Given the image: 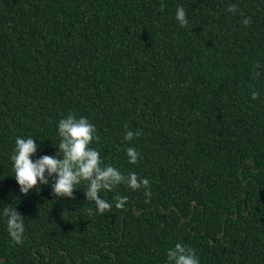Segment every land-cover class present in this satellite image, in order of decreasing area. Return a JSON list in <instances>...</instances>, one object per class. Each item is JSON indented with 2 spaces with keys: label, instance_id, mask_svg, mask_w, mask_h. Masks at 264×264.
I'll use <instances>...</instances> for the list:
<instances>
[{
  "label": "trees",
  "instance_id": "obj_1",
  "mask_svg": "<svg viewBox=\"0 0 264 264\" xmlns=\"http://www.w3.org/2000/svg\"><path fill=\"white\" fill-rule=\"evenodd\" d=\"M69 112L150 197L120 185L102 195L126 205L100 213L83 186L19 192L15 137L52 155ZM0 204L25 218L16 245L0 216V264H165L177 242L200 264H264V0H0Z\"/></svg>",
  "mask_w": 264,
  "mask_h": 264
},
{
  "label": "clouds",
  "instance_id": "obj_2",
  "mask_svg": "<svg viewBox=\"0 0 264 264\" xmlns=\"http://www.w3.org/2000/svg\"><path fill=\"white\" fill-rule=\"evenodd\" d=\"M228 11H238L235 4H230ZM175 19L183 27L188 23L183 6H177ZM246 25L249 20L246 18ZM258 93L253 91L251 98L256 100ZM124 140L131 141L138 136L139 131L133 132L125 125ZM58 150L52 155L36 156L38 144L33 136H17L14 149L9 159L13 178L19 186V192L27 195L31 190L37 192L43 186L50 187V194L57 199L74 198V191L83 186L86 201H91L97 212L103 213L113 207L120 209L127 203V196L114 195L111 202L102 193H113L120 185L136 191L143 189L145 197H150L149 180L138 177L135 172L125 174L119 168L106 163L101 153L93 147L98 142L97 130L86 117H77L69 112L56 123ZM127 161L135 165L139 153L134 147L125 149ZM0 207V216L6 217V230L11 241L16 245L24 242L25 218L15 208L8 205ZM165 264H200L196 252L180 242L166 250Z\"/></svg>",
  "mask_w": 264,
  "mask_h": 264
},
{
  "label": "water",
  "instance_id": "obj_3",
  "mask_svg": "<svg viewBox=\"0 0 264 264\" xmlns=\"http://www.w3.org/2000/svg\"><path fill=\"white\" fill-rule=\"evenodd\" d=\"M234 218L236 219L237 218V215H234Z\"/></svg>",
  "mask_w": 264,
  "mask_h": 264
}]
</instances>
